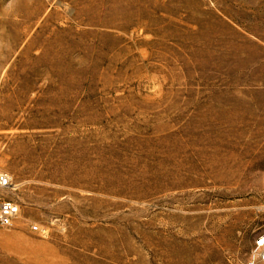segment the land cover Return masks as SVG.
Instances as JSON below:
<instances>
[{
    "label": "rangeland",
    "instance_id": "rangeland-1",
    "mask_svg": "<svg viewBox=\"0 0 264 264\" xmlns=\"http://www.w3.org/2000/svg\"><path fill=\"white\" fill-rule=\"evenodd\" d=\"M0 173V264H244L264 0H0Z\"/></svg>",
    "mask_w": 264,
    "mask_h": 264
},
{
    "label": "built area",
    "instance_id": "built-area-1",
    "mask_svg": "<svg viewBox=\"0 0 264 264\" xmlns=\"http://www.w3.org/2000/svg\"><path fill=\"white\" fill-rule=\"evenodd\" d=\"M10 184L6 174L0 173V188H6ZM18 206L9 201L0 202V226L9 227L17 217ZM33 231L37 228L33 227ZM244 264H264V225L252 233V243Z\"/></svg>",
    "mask_w": 264,
    "mask_h": 264
}]
</instances>
